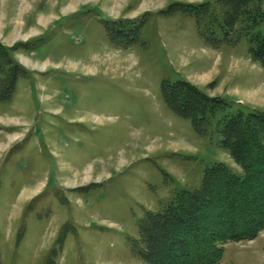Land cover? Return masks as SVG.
I'll use <instances>...</instances> for the list:
<instances>
[{
	"label": "rangeland",
	"instance_id": "rangeland-1",
	"mask_svg": "<svg viewBox=\"0 0 264 264\" xmlns=\"http://www.w3.org/2000/svg\"><path fill=\"white\" fill-rule=\"evenodd\" d=\"M213 1L0 0V46L22 70L0 99V264H148L138 248L149 212L215 163L242 174L216 121L200 134L163 94L185 80L226 111H264L248 39L223 41L204 21L222 42L208 41L191 12ZM219 202L206 211L215 224ZM219 264H264V231L227 243Z\"/></svg>",
	"mask_w": 264,
	"mask_h": 264
},
{
	"label": "trees",
	"instance_id": "trees-1",
	"mask_svg": "<svg viewBox=\"0 0 264 264\" xmlns=\"http://www.w3.org/2000/svg\"><path fill=\"white\" fill-rule=\"evenodd\" d=\"M205 6L203 11L200 6V13L191 11L203 36L208 41L222 42L204 21L219 29L223 41L235 32L243 33L250 43L252 58L264 68L261 0H214ZM13 63L8 51L0 46V99H9L15 93L22 70L17 73ZM163 94L168 106L180 117L191 120L200 134H206L207 127L216 121L222 146L242 168V174L225 163H215L206 169L197 189H184L171 198L163 211L149 212L140 225L138 253L148 264H219L227 243L251 241L264 231V111H226L225 98L208 95L185 80L165 82ZM216 183H220V188ZM215 187L224 192L217 199L221 207L215 214L223 222L216 224L215 210L210 216L206 213L208 206L216 205ZM251 189L258 191L256 197L248 198L246 191ZM242 213L248 214L247 219ZM219 226L226 230L222 232ZM178 230L190 232L191 241L179 236Z\"/></svg>",
	"mask_w": 264,
	"mask_h": 264
}]
</instances>
